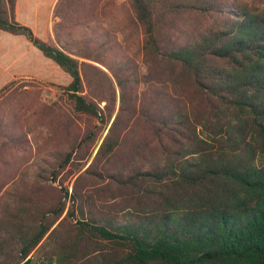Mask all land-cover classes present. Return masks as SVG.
<instances>
[{
    "label": "trees",
    "instance_id": "16d2710c",
    "mask_svg": "<svg viewBox=\"0 0 264 264\" xmlns=\"http://www.w3.org/2000/svg\"><path fill=\"white\" fill-rule=\"evenodd\" d=\"M127 1L134 54L96 0H58L50 42L0 0L94 122L34 177L0 166V264H264V9Z\"/></svg>",
    "mask_w": 264,
    "mask_h": 264
},
{
    "label": "rangeland",
    "instance_id": "374dc122",
    "mask_svg": "<svg viewBox=\"0 0 264 264\" xmlns=\"http://www.w3.org/2000/svg\"><path fill=\"white\" fill-rule=\"evenodd\" d=\"M240 1L264 9V0ZM95 3L102 28L116 31V38L126 40L131 53H137L133 45L137 28L131 23L128 1L96 0ZM51 64L52 69L43 76L51 82L26 78L20 84L17 83L20 81L12 83L0 95V166L16 169L17 176L28 171L30 177H34L38 166H55L58 154L70 147L75 135L79 131L82 135L94 124L73 112L63 90L71 77L55 63ZM91 64L105 70L98 64ZM59 179L65 180L71 192L74 178L62 173Z\"/></svg>",
    "mask_w": 264,
    "mask_h": 264
},
{
    "label": "crops",
    "instance_id": "0c3cea01",
    "mask_svg": "<svg viewBox=\"0 0 264 264\" xmlns=\"http://www.w3.org/2000/svg\"><path fill=\"white\" fill-rule=\"evenodd\" d=\"M58 0H16L14 19L31 29L44 42L53 36V10ZM52 61L24 36L0 31V90L11 82L20 84L26 78L51 82L43 77L51 70Z\"/></svg>",
    "mask_w": 264,
    "mask_h": 264
}]
</instances>
